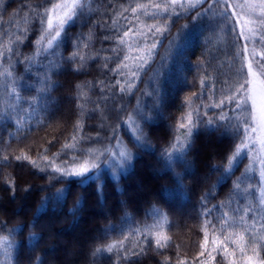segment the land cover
Segmentation results:
<instances>
[{"label":"trees","instance_id":"obj_1","mask_svg":"<svg viewBox=\"0 0 264 264\" xmlns=\"http://www.w3.org/2000/svg\"><path fill=\"white\" fill-rule=\"evenodd\" d=\"M62 1L0 0V51L15 47L21 60L33 54L38 33L30 31L25 43L16 45L18 30L35 27L34 6L40 5L36 11L44 12ZM150 2L153 0H83V8L57 49L67 58L74 51L76 38L83 36L87 43V47L81 43L79 49L84 56L83 67L77 72L73 69L78 65L64 63L55 69L51 74L53 87L35 115L26 105L19 117L9 115V104L15 97L0 86V223L6 225L0 235H10L15 241L11 255H0L3 264H245L246 257L254 255L249 234L264 235L261 226L255 225L259 207L257 169L245 154L223 180L222 172L213 168H222L239 143L233 132L201 128L192 137L191 149L171 165L163 153L175 139L184 138L182 133L187 129L178 128V123L187 125L190 113L195 119L197 112L205 111L202 103L212 102L209 97L214 82H219L217 89L225 81L236 85L241 67L237 44L242 48L247 43L251 53L258 41L238 40L224 24L217 27L205 19L181 34L176 43L182 47L174 49L161 68L169 40L196 12L187 19L171 17L168 38L153 58L146 55L151 40L143 50L136 45L144 43L139 33H147L146 25L156 22L145 13L155 9L131 12L137 3ZM234 5L228 9L229 16L233 12L239 15V4ZM221 12L222 6L214 5L217 20ZM250 15L252 20L261 18ZM250 27L257 31L259 26L252 23ZM129 28L133 32L123 37ZM115 29H122L119 35L126 41L122 46L105 39ZM114 47L119 52H113ZM258 50H264V45ZM141 56L149 60L144 70L137 67ZM15 59L0 62V70H9ZM117 68L116 73L110 71ZM133 72L138 74L133 76ZM13 78H22L28 85L19 91L25 99L37 94L34 70L27 71L23 63L14 65ZM7 86L12 87L11 83ZM200 93H204L203 100ZM133 121L143 128L144 142L139 146L131 132ZM118 140L123 143L118 144ZM65 145L83 151L123 149L132 153V159L117 169L116 178L109 166L102 170L99 181L81 184L82 178L76 177L49 181L50 167L48 172L40 171L30 161L43 166L42 157L47 156L55 157L57 165L71 162L73 151L66 150ZM17 156L28 159L17 161ZM246 167L251 171L246 172ZM237 178H242V189L249 182L257 188L251 195L236 192ZM58 188L65 193H57ZM206 192L211 195L202 206ZM42 198H47L46 208L37 217ZM247 208L252 211L245 214ZM262 221L264 224V216ZM33 235L39 239L33 241ZM113 244L112 251H107ZM241 246L246 247L245 253L240 252ZM257 251L264 259V249L257 245Z\"/></svg>","mask_w":264,"mask_h":264},{"label":"snow or ice","instance_id":"obj_2","mask_svg":"<svg viewBox=\"0 0 264 264\" xmlns=\"http://www.w3.org/2000/svg\"><path fill=\"white\" fill-rule=\"evenodd\" d=\"M262 9L261 18L259 20H252L251 23L257 24L259 27L255 32V38L258 41L256 47L253 48L252 52L249 53L248 44L245 43L241 48L237 44V56L241 58V67L239 69V77L236 85H231L227 81L220 85V88H216V83L214 82L211 95L209 99L212 100L211 103L203 104L202 107L205 110L203 114L199 112L196 113L195 119H192V114H189L188 124L178 123V128L187 129L186 133H182L183 139H175L163 153L164 160L171 165L175 158H183L184 154L191 149L193 143V135L199 131L201 128L204 129H225L231 130L233 132L234 139H238L239 143L235 145L234 150L227 157L226 163L221 166H213L214 170L217 172H222L221 180L226 178V176L231 172L234 162L239 163L242 160V156L245 154V150L248 152L255 151L254 145L255 140L253 139L254 134L257 132L262 134L260 140L261 151H264V50L257 51L260 45H264V0H259ZM208 6L205 8L204 5ZM219 4L223 8V12L219 13V20L216 19L217 14L213 13L214 5ZM40 5H36L33 11L36 12L37 23L34 28H25L18 30L16 35V45H23L28 39V33L30 31H35L38 33L37 39L32 44L34 49L33 54L25 56L23 60L19 59V53L17 48L9 47L7 52L0 51V62L12 61L16 57L14 64L9 65V70H0V86L3 87V91L8 93L10 97L14 96V103L9 104V115H16L19 117L21 113L24 112L27 106L31 109L32 114H36V110L42 107L47 100V94L53 87L51 81V74L54 73L55 69L59 68L64 63H72L78 65L73 70L79 72L83 67L82 61L84 56L79 54V49L81 43H84V37L78 36L74 43V51L65 58L63 55L59 54L57 49H59L62 40L66 36V29L71 26L77 16L78 10L83 8V0H63L62 3L53 4L51 8L45 9L44 12H38ZM236 5L230 4L229 0H213V3H209V0H164L163 3L150 2L149 4L137 3L135 7L131 8V12L136 14L138 10L152 8L155 11L146 12L145 14L154 18L155 23L148 24V32H140L139 36L142 38L144 43H138L136 46L140 50H143L145 43L151 40L150 46L147 48L146 55L153 57L158 53L159 46L163 45L164 39L168 38L173 21L172 16L177 18L187 19L188 15H191L192 11L196 14L192 16L189 24L181 26L178 30L177 35L172 36L169 40L168 46L166 48V55L161 57L160 67H164V61H166L172 54L174 49H179L182 47L181 44H177V40L182 39L181 34L190 30L194 25L202 23L203 20L207 19L210 25L224 24L228 32L232 33L237 37V39H244L246 42L249 40L248 37L244 36L243 30L236 32V25L240 23L238 14L233 12L232 16H236L237 19L233 21L232 16H229L228 9L235 8ZM127 11V9H125ZM167 15H164V14ZM211 15V19L209 18ZM2 27V25H0ZM115 28V25H114ZM122 29H115L111 31L105 39L114 40L118 45H124L126 41L123 37H129V34L133 32V29L129 28L127 31H123V37L119 35ZM87 47V43H84ZM118 47L112 49L113 52H119ZM43 58L47 63L39 62L36 58ZM111 59V58H106ZM128 56H124V60H127ZM140 63L137 67L140 70H144L145 66L149 64V60L144 59L142 56L139 57ZM25 64L27 71H33L35 75V80L39 84L36 89V95L25 99L19 94V91L28 87L26 82L22 78H13L14 65ZM122 63V61H121ZM106 66V65H105ZM2 67V64H0ZM127 67V65H125ZM114 73L119 71L117 69H110ZM138 73L133 72L132 75L136 76ZM157 77L160 75L157 72ZM11 83V89L8 88L7 84ZM116 84H121L120 80H116ZM133 85L130 83L129 88ZM259 89L260 95V116L257 119V97L255 93ZM121 93H123L124 88H120ZM193 95H197L194 93ZM204 93H200L199 97L203 100ZM251 101V119L249 116V102ZM209 110L212 111L209 115ZM2 115V113H0ZM143 119H148V117L143 116ZM207 116V119L204 117ZM131 119V117L129 118ZM132 136L135 138L137 146L144 142L143 128L139 123L132 122L131 124ZM115 137V133L113 134ZM75 140V137H73ZM91 139V138H89ZM98 142V141H97ZM118 144H122V141H117ZM66 150L73 151L71 162L65 161L61 165L55 163V157L49 159L47 156H43L44 165L41 166L37 164L36 161H30L34 167L39 168L40 171L48 172L50 167L51 171L48 172L49 181L57 180L64 181L66 178H82L80 183H86L88 180L101 179V172L104 168H111L112 175L116 178V171L118 168H123L131 159L132 153L128 151L113 152L110 151L108 147H104L101 150L93 151L91 149L87 151L75 150V145H65ZM83 151V159L80 158V152ZM251 159V157H249ZM9 157L4 156L3 160L8 161ZM17 161L22 159H28L26 156L15 157ZM264 167V164H262ZM251 171L250 167H246V172ZM251 181V177L248 178ZM259 186L264 187V170L260 172L259 175ZM257 188V185L249 182L242 189V178H237L234 181V190L236 192L244 191L249 195ZM99 190V185H98ZM65 189L58 188L57 193H65ZM211 193L206 192L202 196V206H206ZM46 199L42 198L40 206L37 208V217L46 208ZM80 202V197H77V204ZM260 203L264 205V192L261 193ZM215 207V206H214ZM252 211L251 208L245 209V214ZM210 214V213H208ZM227 215V214H226ZM34 217V220L37 218ZM255 219V214L254 217ZM256 223H260L259 220ZM6 228V225L0 223V229ZM17 229L11 230L12 232ZM261 230L264 231V224H261ZM33 241L39 239V237L33 235L31 236ZM243 239V237H241ZM14 240L10 239V235H0V255L8 256L11 255V250L13 248ZM248 244L251 245V250L254 253L253 256L246 257L245 264H264V259L259 258L260 252L257 251V245L261 249H264V235H252L249 234ZM157 246L160 247V241H157ZM115 245H109L107 251L111 252ZM203 248L204 246L201 245ZM240 252L245 253L246 247L241 246ZM101 251V249H97ZM3 264V261H0ZM183 264V262H181Z\"/></svg>","mask_w":264,"mask_h":264},{"label":"rangeland","instance_id":"obj_3","mask_svg":"<svg viewBox=\"0 0 264 264\" xmlns=\"http://www.w3.org/2000/svg\"><path fill=\"white\" fill-rule=\"evenodd\" d=\"M63 2V1H62ZM61 2V3H62ZM229 3L231 4H239V21L240 23V29L243 30L244 36L249 38V42L256 40L255 38V28L252 29V27H250L251 21L253 16L250 15L251 13L257 15V16H261V6H260V2L259 0H229ZM258 29V27H257ZM259 51V50H258ZM256 97H257V110H256V115H257V119L259 120V116H260V95H259V89H257V92L255 93ZM249 106H250V119H251V101L249 102ZM262 138V134L257 132L256 134H254L253 139L255 140V151L252 152H248L247 150H245V155H247L248 157H251V166L253 168L256 167L257 169V173H258V179H259V175L260 172L262 170H264V167H262V164H264V151H261V143L260 140ZM119 151H124L122 150H118ZM260 183V182H259ZM264 192V187H258V203H259V207H258V211L256 215V221L259 220L260 223H256L255 225L257 227L261 226V222L262 221V217L264 216L263 211H264V205H262L260 203L261 200V193Z\"/></svg>","mask_w":264,"mask_h":264}]
</instances>
